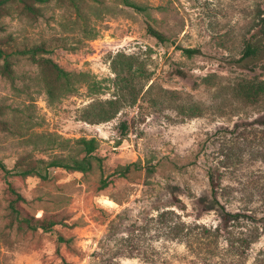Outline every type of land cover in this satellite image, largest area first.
<instances>
[{
    "label": "rangeland",
    "instance_id": "374dc122",
    "mask_svg": "<svg viewBox=\"0 0 264 264\" xmlns=\"http://www.w3.org/2000/svg\"><path fill=\"white\" fill-rule=\"evenodd\" d=\"M141 1L155 8L146 14L120 0H51L37 3L34 14L20 3L0 14L1 47H40L10 57L8 66L0 59L1 118L8 121L0 128V160L12 169L63 151L35 145L37 134L100 141L85 172L51 168L43 179L0 169V264H166L184 253L168 241L167 227L222 225L208 175L215 164L229 188L218 190L219 200L241 213V231L259 239L246 264H264V96L249 103L233 90L239 79H264V56L242 59L245 39L264 36L256 19L264 0ZM149 23L166 42L148 32ZM182 47L201 52L189 56ZM48 59L95 75L105 92L91 95L81 84L51 103ZM128 63L131 74L122 71ZM116 97L122 107L114 119H83L90 103ZM234 135L241 139L236 146ZM10 183L29 214L66 224L46 232L17 221ZM131 237L140 242L134 257Z\"/></svg>",
    "mask_w": 264,
    "mask_h": 264
},
{
    "label": "trees",
    "instance_id": "16d2710c",
    "mask_svg": "<svg viewBox=\"0 0 264 264\" xmlns=\"http://www.w3.org/2000/svg\"><path fill=\"white\" fill-rule=\"evenodd\" d=\"M51 0H0V14L2 12H10V5L13 3H20L23 5L25 11L34 14L40 11L37 3H48ZM75 1V0H70ZM124 5L133 8L138 12L146 14L150 13L152 8H155L149 2L141 0H120ZM259 25L263 26L264 12L259 13L256 17ZM148 32L156 37L160 42H166L167 38L163 32L156 27L148 24ZM263 30V29H262ZM259 33H253L245 39L242 59L259 60L264 56V36ZM5 42L0 40V45ZM40 47H23L9 50L0 46V59H3L5 66H8L10 57L14 55H26L35 53ZM182 51L192 56L200 53L198 47H182ZM48 65L52 71V75L45 82V91L48 95L49 101H55L65 97L69 94L76 93L81 84H86L87 89L91 95L102 94L105 91L102 82L97 80L95 75L85 71H70L63 68L59 63L48 59ZM114 70L121 78V71L114 63ZM131 74L133 71V64L128 63L122 68L124 71ZM118 78V77H117ZM149 78L148 76L146 77ZM127 81V80H126ZM129 88H133L132 82H127ZM235 95L249 103H259L264 96V79L242 78L234 85ZM133 95L132 97H134ZM135 98V97H134ZM135 101V99H133ZM122 107L120 99L111 98L106 100H96L90 103L84 110L83 119L91 123H101L114 119ZM199 105H191L190 109L198 108ZM197 114L196 111H192ZM2 110L0 108V128L8 126V121L1 118ZM123 129L128 126L122 123ZM235 132H233L234 134ZM59 136V135H58ZM34 144L38 146V142L45 145L47 148L55 149L56 147L63 148L62 152L55 153L50 159H32L24 160L16 163L15 167L9 169L6 164L0 160V169L9 175H36L43 179L49 176V169L63 168L65 170L88 171L93 166V158L95 152L99 149L100 141L96 137H79L75 139L62 138L56 139L53 136L46 134H37ZM233 144H239L241 139L234 135L230 138ZM121 142L118 141V144ZM236 146V145H235ZM129 171V166L121 167L119 174L125 176ZM222 172L219 169V164L210 165L208 175L211 189L213 192V202L218 207L222 225L208 226V225H186L185 223L176 222L174 225L167 227L169 235L168 241L176 245L183 246L184 253L181 255L173 254L172 258L175 262L164 261L166 264H246L250 260V252L252 246L259 239L253 240L249 233L241 231L240 228V212H235L226 207L218 198V190L225 191L226 186L222 187ZM103 186H107V181H103ZM103 187V188H104ZM8 191L10 193L9 208L15 219L22 224H25L30 229H42L46 232L53 230L54 226L64 223L62 219L55 215L36 217L29 214L22 206L25 198L20 192L16 190L14 185L9 184ZM180 217V216H179ZM60 241L71 242V238L59 236ZM128 254L134 257L135 249H138L139 241L136 237H131L128 241ZM131 248V249H129Z\"/></svg>",
    "mask_w": 264,
    "mask_h": 264
}]
</instances>
